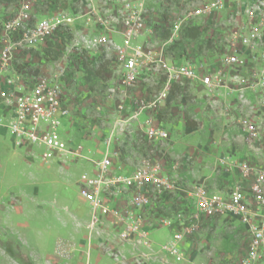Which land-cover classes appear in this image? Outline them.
Returning <instances> with one entry per match:
<instances>
[{"label":"rangeland","instance_id":"1","mask_svg":"<svg viewBox=\"0 0 264 264\" xmlns=\"http://www.w3.org/2000/svg\"><path fill=\"white\" fill-rule=\"evenodd\" d=\"M131 1L139 5L148 25L132 45L172 62L194 64L204 74L219 72L225 75L226 87L212 97L197 82H183L170 106L142 110L140 105L156 99L164 88L163 72L152 69L141 74L134 86L122 87L115 44L123 46L124 39L117 23L105 30L92 17L93 10L106 17L122 15L124 0H0V50L7 39L5 23L27 8H34L39 18L65 19L64 30L69 32L49 51L44 46L15 48L4 72L2 89L17 92L38 77L60 76L69 115L59 130L66 150L47 161L35 149L15 147L0 125V264H92L93 253L116 264H238L245 251L247 229L238 217H202L185 244L183 260L172 261L163 250L168 228H154L148 244L122 240L116 218L98 212L99 222H94L90 204L80 195L81 178L96 174L108 147L117 148L112 177L155 161L185 192L195 186L212 193L229 190L245 183L241 162L253 158L264 166V131L250 142L244 130L249 119L264 126V92L250 88L249 73L255 66L249 58L244 67L227 68L222 63L233 33L253 14H264V0H224L201 15H196L197 10L206 9L212 0ZM188 24L200 27L198 40L181 39ZM167 30L166 39L162 34ZM94 36H106L114 43L86 47L87 38ZM103 56L109 63L101 76L95 67ZM86 59L93 62L94 74L84 68ZM153 117L169 132L167 139L148 137L146 120ZM109 194L105 205L124 210L128 195ZM184 195L160 201L157 209L168 208L175 200L189 216L195 208L184 202ZM158 210L160 215L167 213Z\"/></svg>","mask_w":264,"mask_h":264},{"label":"built area","instance_id":"2","mask_svg":"<svg viewBox=\"0 0 264 264\" xmlns=\"http://www.w3.org/2000/svg\"><path fill=\"white\" fill-rule=\"evenodd\" d=\"M223 1H210L206 9L199 8L196 15L214 10ZM35 12L34 8H27L10 18L4 26L7 39L0 50V110L3 109L4 114L0 116V125L10 133L16 147L35 149L38 156L47 161L67 147L59 131L63 119L69 115L64 93L65 82L57 75L41 76L21 92L2 89L4 72L11 59L10 53L15 48L22 45L45 46L49 39L64 28L65 19L57 16L39 18L35 16ZM93 12L92 17L105 30L113 29L117 23L115 27H118L117 30L124 39L123 46L115 44L118 48L116 59L123 87L134 86L141 74L152 69L161 70L164 74V88L156 99L148 104H141L140 109L155 111L162 107L172 86L177 83L197 82L211 92L212 97H215L216 90L226 87L223 78L225 75L219 72L209 71L204 74L194 64L172 62L162 54L155 55L142 46L132 45L131 42L148 30L137 3L124 0L120 16L106 17L96 10ZM257 15L253 14L250 19H246L244 25L233 33V42L225 52L222 63L227 68L244 67V64L249 63V58L250 64L255 66L249 73V79L252 80L250 88L264 92V14ZM12 32L15 35H10ZM85 42L86 47L114 43L106 36L88 37ZM146 124L148 137L156 140L169 137V132L159 126L154 117L146 120ZM244 124L245 134L250 142L263 134L264 126L258 122L249 119ZM116 154L117 152L111 153L108 148L97 163L96 174L83 175L81 178L80 195L90 204L94 222H99L98 212L112 215L120 226L119 237L122 240H137L145 244L150 242V233L154 228L166 227L171 235L163 250L172 261L180 262L184 258L185 244L197 229L200 218L224 214L236 216L247 229L245 251L238 264H264V166H258L253 158L249 163L241 162L239 169L245 183L226 192L212 193L202 186H195L193 190L185 192L167 172V168L155 161L146 162L128 174L121 173L112 177L113 157ZM118 192L128 195V204L122 211L112 210L105 205L109 193ZM181 192L185 193L184 202L193 203L194 211L189 216L185 209L173 211L170 216L160 215L156 205Z\"/></svg>","mask_w":264,"mask_h":264},{"label":"trees","instance_id":"3","mask_svg":"<svg viewBox=\"0 0 264 264\" xmlns=\"http://www.w3.org/2000/svg\"><path fill=\"white\" fill-rule=\"evenodd\" d=\"M69 35V32L67 30H64V28L60 29L54 36L52 39H49L46 43V45L44 46V51H49V48L52 46H55L57 43V40H61L63 37H66ZM163 38H168L170 36V31L167 30L166 33L162 34ZM202 36V31L200 29L199 26L195 25H190L188 24L187 26H185L182 29V34H181V39H189V40H198L200 37ZM57 58V56L55 57ZM105 57L103 56L102 58H100L97 61V66L95 67V73L100 74L101 76H103L105 74L106 68L108 66V61L107 60H103ZM79 60V59H78ZM87 63L86 65H84V68H87L86 71L89 73H93L92 68L93 66V62L90 61V59H86ZM83 63V62H80ZM87 80L90 82L92 81V78L89 77L87 78ZM182 90V86L180 84H174L168 94V97L166 99V104L165 106H170L172 104V102L175 100V98L178 95V92H180ZM187 121V125H191V122L189 120ZM172 196L167 197L166 199L162 200L163 202H167V201H172ZM160 210L162 211H167V213H162V215L166 216H170L172 214L173 211H180V210H184L185 208L177 203V201H173L168 205V208H162V206H159ZM168 209V210H166ZM186 211V210H185Z\"/></svg>","mask_w":264,"mask_h":264},{"label":"crops","instance_id":"4","mask_svg":"<svg viewBox=\"0 0 264 264\" xmlns=\"http://www.w3.org/2000/svg\"><path fill=\"white\" fill-rule=\"evenodd\" d=\"M119 81H120V77H119ZM33 82V81H32ZM177 84H182V83H177ZM120 85H121V82H120ZM122 86V85H121ZM123 87V86H122ZM165 104H166V102L164 103V106L163 107H165ZM156 120V119H155ZM157 121V123H158V119L156 120ZM159 124V123H158ZM12 143H13V141H12ZM13 145H14V143H13ZM15 146V145H14ZM16 147V146H15ZM109 148V151L111 152V153H114V152H117V148H115V149H111L110 147H108ZM107 148V149H108ZM113 159L114 160H116V158H115V156L113 157ZM113 160V163L115 164V161ZM226 191H228V189L227 190H225V189H223L221 192H226ZM170 235H171V233H170ZM169 238H170V236H169ZM168 238V239H169ZM94 254V255H93ZM92 254V256L90 257V261H91V263L92 264H116V263H113V262H111L110 260L111 259H109V258H104V259H102V257H100V256H98L97 254L95 255V253H93Z\"/></svg>","mask_w":264,"mask_h":264}]
</instances>
